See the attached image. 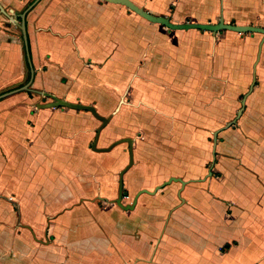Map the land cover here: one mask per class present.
Instances as JSON below:
<instances>
[{"label": "crops", "instance_id": "crops-1", "mask_svg": "<svg viewBox=\"0 0 264 264\" xmlns=\"http://www.w3.org/2000/svg\"><path fill=\"white\" fill-rule=\"evenodd\" d=\"M132 1L176 23H217L223 18L264 27V0ZM0 5L4 8L0 7L2 58L21 65L23 47L26 51L30 47L26 64L35 87L47 91L45 96L94 105L106 117L110 114L94 104L95 99L111 95L100 92L103 84L116 88L123 81L142 83L147 94L162 99L171 88L163 84H169L166 76L172 73L177 78L182 69L192 66L198 68L197 83L202 85L195 100H201L204 109L197 115L200 121L208 115L213 129L217 127L213 104L204 105V100H217L218 89L220 98H226L234 83L249 89L252 85L262 37L258 43L245 37L247 56L239 70L231 58L234 40L240 38L237 32L172 30L105 0H0ZM4 20L12 21L11 28H1ZM17 26L23 43L16 36ZM55 64L56 73L50 69ZM143 65L144 74L127 71ZM54 75L65 84L56 94L44 87ZM155 88L160 92H153ZM15 104L14 96L0 101V125L5 123L0 130L10 132L7 126L17 112L30 116L21 122L29 129L31 146H23L18 161L23 160L26 175L39 184L24 192L5 184L4 165L12 161V151L8 150L9 159L0 153V264H264V45L257 80L237 124L214 131L224 129L213 175L203 164L186 176H174L185 180L184 185L172 182L155 190L172 176L158 180L160 171L153 161L137 164V140L130 137L134 163L123 175L122 202L133 204L136 199L133 209L117 205L118 196H106L107 190L98 191L90 177L95 171L91 155L102 154L92 149L99 119L84 110L51 107L32 112L16 109ZM112 121L102 129L97 147L114 142L101 145ZM128 164L119 173L118 195L120 174ZM128 174L144 175L138 180L149 185L126 197L125 186L132 179ZM144 189L151 193L141 192Z\"/></svg>", "mask_w": 264, "mask_h": 264}, {"label": "rangeland", "instance_id": "rangeland-1", "mask_svg": "<svg viewBox=\"0 0 264 264\" xmlns=\"http://www.w3.org/2000/svg\"><path fill=\"white\" fill-rule=\"evenodd\" d=\"M0 15H2V13ZM7 21H2L3 24L1 28H11L12 21ZM17 27L20 29L19 26ZM16 36H18L20 43H23L22 29L19 30ZM237 37L240 38L234 40L233 47L235 55L231 58L235 60L240 70L241 64L244 65L243 58L247 56L243 51V44L246 42L245 37H249L253 43H258L262 34L240 33ZM9 39H16V37L11 36ZM27 45L29 47L28 42ZM23 50L21 65L13 63L10 60L7 61L0 55V95L13 89L15 90L3 95L0 101L14 96V100L16 101L14 106L17 107L16 109L30 108L32 112H38L40 108L37 107V104L50 102L52 98L44 95V92L47 91L35 87V81L31 76L30 69H27L28 64H26L27 61H29L28 55L30 47L27 51L23 47ZM6 66H8V68ZM10 66L15 68L9 69ZM144 67V65L140 67V69H133L131 67L128 68L127 71L137 70L138 73L136 72V74L141 75L144 74ZM50 69H52L54 73L59 70L56 64L50 66ZM111 76L113 75L111 74ZM175 76L176 75H172V73L166 76L169 84L166 81L163 82V84H167L171 88L169 96L168 94H164L162 99L158 98L159 96L155 93L152 94L151 92L150 94V92H148L149 94H147V91H145L146 85L142 83L127 84L128 82L123 81L121 85L119 83L115 84L116 88L113 87V84L105 83L103 86L101 84L100 86L102 87L100 92H102L104 96L111 95L106 99H95L94 104L102 109L103 112L109 113L113 120L108 128L109 130H106L107 132L105 131L101 137V145L108 146L113 141L122 137L134 138L137 140L135 145V153L138 152L137 164L146 165L148 162L153 161V165H158L157 169L160 171L158 173V180L163 178V175H165L167 179L170 176H186L191 169L197 168L203 164L207 166L205 168L207 174L213 175L215 172V165H213V162L214 157L217 155V144L216 147H214V131L228 125L235 119L236 122L230 127H234L237 124L240 118L237 117V115L242 108V101L245 95L250 90L249 86L247 87V85L243 86L234 83L232 88L224 94L226 98H220V96H222V90L218 89L219 98L217 100L209 98L204 100V105L206 103H208V105H210V103L213 104V121L217 117V127L211 129L214 123H210L209 116L207 115V118L202 116L203 120L200 121L201 118L197 115L199 112H203L204 109L201 100H195V95L199 93L202 86L200 83H197L200 80L198 68L192 66L185 67V72L182 69V73H179L177 78H174ZM110 80L112 82V79ZM174 81L178 82V84L174 83ZM44 87L52 90L56 94V92L65 89V84L57 81L54 75L49 83L44 84ZM133 88L138 91L133 93ZM160 90H156L155 88L153 92H160ZM28 94L30 98L27 96ZM207 113H209V109ZM24 117L30 118V116L27 115L23 116L20 112L15 113L11 124L8 125L6 123L10 132L0 130V153L2 152L5 158L9 159L8 150L10 149L12 151V161L4 165L3 181L5 184L8 183L12 189L17 188L18 191L20 190L22 192L29 191L39 184V181H35L31 175H26L23 160L21 164H19L20 160L18 161V158L23 154V146L28 148L29 144L31 146L30 142L32 141L28 127L24 129V126H22L21 120ZM29 123L32 124V122ZM210 124H212V126H210ZM1 126H5V123L1 124L0 127ZM16 126H18V128ZM223 130L217 133V142ZM25 136H27L28 139H26ZM20 141L22 143H20ZM24 141L26 146L23 145ZM91 143L92 140L90 141V145ZM99 153L102 154L98 155L94 153V155H91L90 166L95 169V171L90 172V177L95 183L96 189H99L98 191L101 192L102 189L104 191L107 190L106 196L116 198L118 196L119 173L129 161V145L128 143H122L109 152ZM96 155L101 158L96 159ZM151 156H153V159ZM28 162L29 161H27L26 166L29 165ZM30 162L31 165H33L32 157L30 158ZM19 166H21V170L24 173L20 171ZM162 169H164V173ZM128 175V180L130 178L132 179L127 182V186H125L126 197H128L131 192L136 193L139 189L143 188L142 186L149 185L147 182L143 184L139 182L141 180H138V177L144 179V175H134L133 177H130V174ZM3 198L11 197L6 196ZM0 203H3V201L0 200ZM98 203L102 205V201H98Z\"/></svg>", "mask_w": 264, "mask_h": 264}, {"label": "water", "instance_id": "water-1", "mask_svg": "<svg viewBox=\"0 0 264 264\" xmlns=\"http://www.w3.org/2000/svg\"><path fill=\"white\" fill-rule=\"evenodd\" d=\"M105 1L115 3V4L124 5V6L128 7L130 10L137 13L138 15L147 19L148 21H150L152 23L161 24V25H163L169 29H172V30L196 29V30H202V31H210L213 33H218L219 31L228 30V31H233V32H237V33H258V34H262V39H261V41L259 43V47H258L257 59L253 65V83H252L249 91H251L253 89V86L256 82L257 65L261 60V52H262L263 45H264V27L255 26V25L234 24V23L226 22L224 19H220V21L217 23H201V22L176 23V22H173L167 16L154 15V14L150 13L149 11L144 9L143 7L134 3L132 0H105ZM0 7L2 10H4V8L1 5H0ZM247 94L245 95V97L242 101V108L238 112L237 117H240L243 110H244L245 99H246ZM46 95L49 96L50 98H52V101L46 102L43 104L38 103L37 104L38 108L66 107V108L75 109V110L89 111L97 119H99L101 121V125L97 128L96 136H95L94 142L92 143V149L93 150L99 151V152H107V151L112 150L114 147H116L117 145H119L121 143H124V142L128 143L129 154H130L129 164L126 167V169H124L122 171V173L120 174L119 195H118V198L115 200V202L117 203V205H119L123 209H126V210L133 209L134 205L136 203V199L133 202V204L124 205L122 202L123 195H124V192H123V175H124L125 171L127 169H129V167H131L134 163L133 139L130 137H124V138H121V139L114 141L108 147H102V148L97 147V143L99 140L100 133H101L102 129L107 126V124L110 122L112 117L111 116L106 117V116L101 115L97 111V109L92 105L72 102V101L57 97V96L49 94V93H46ZM235 122H236V119L233 120L232 122H230L226 127H230ZM217 133H218V131L215 132V145H214V147H216V144H217ZM172 182H181L183 185L186 183V181L183 180L182 178L172 176L167 181H165L163 184L159 185L155 190L161 189V188L165 187L166 185H168ZM141 192L151 193V191H148L146 189L142 190Z\"/></svg>", "mask_w": 264, "mask_h": 264}, {"label": "trees", "instance_id": "trees-1", "mask_svg": "<svg viewBox=\"0 0 264 264\" xmlns=\"http://www.w3.org/2000/svg\"><path fill=\"white\" fill-rule=\"evenodd\" d=\"M12 91H15V90L13 89V90H11V91H9V92H6V93H10V92H12ZM6 93L1 94V95H0V98H2L3 95H5Z\"/></svg>", "mask_w": 264, "mask_h": 264}]
</instances>
